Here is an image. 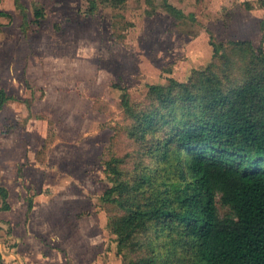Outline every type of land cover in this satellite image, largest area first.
I'll return each instance as SVG.
<instances>
[{"label": "rangeland", "instance_id": "obj_1", "mask_svg": "<svg viewBox=\"0 0 264 264\" xmlns=\"http://www.w3.org/2000/svg\"><path fill=\"white\" fill-rule=\"evenodd\" d=\"M173 1L182 15H172L167 0H85L80 10L93 15L59 20V34L46 24L41 35L43 26L37 32L17 15L0 18V87L12 96L0 108V185L6 176L12 190L27 188L14 200L28 207L49 196L56 209H70L69 221L100 219L106 264H124L110 226L122 211L104 200L117 185L106 162L138 150L125 97L145 104L150 86L189 82L212 63L221 71L227 56L225 76L240 81L248 59L231 43L257 48L264 39V0ZM178 255L187 256L182 248Z\"/></svg>", "mask_w": 264, "mask_h": 264}, {"label": "trees", "instance_id": "obj_2", "mask_svg": "<svg viewBox=\"0 0 264 264\" xmlns=\"http://www.w3.org/2000/svg\"><path fill=\"white\" fill-rule=\"evenodd\" d=\"M231 44L248 59L244 79L225 76L227 56L221 71L150 86L145 104L125 97L138 150L106 162L117 185L104 196L122 211L110 226L124 264H264V39Z\"/></svg>", "mask_w": 264, "mask_h": 264}, {"label": "crops", "instance_id": "obj_3", "mask_svg": "<svg viewBox=\"0 0 264 264\" xmlns=\"http://www.w3.org/2000/svg\"><path fill=\"white\" fill-rule=\"evenodd\" d=\"M84 1L0 0V18L9 20L17 15L18 18L26 19L34 25V30L37 32L47 24L54 28L55 34H59L61 32L59 20H69L73 17L78 20L79 16L84 18L93 15L89 7L86 11L80 10ZM86 1L89 5L94 3V0ZM167 2L181 10L173 0ZM39 11L43 12L42 17L38 16ZM64 12L67 14L65 15ZM44 28L40 32L41 35L46 34L47 28ZM3 74H7L8 77L12 75L11 72L6 73V71ZM0 90L9 96L10 101L12 96L7 89L0 87ZM5 177H3L5 181L0 185V233L4 235L0 240V260L2 258L7 261L15 260L11 261V264H106L105 257L100 255L97 248L99 242L104 240L101 230L104 226L102 227L100 219L84 222L69 221L67 214L70 213L68 212L70 209L68 207L64 210L56 209L53 205L54 200L46 195L37 196L34 204H29L28 207L26 200L22 201L21 198L20 201L14 200L16 195L27 196L28 189L12 190ZM1 190L5 191L1 192ZM4 193L7 194L6 197ZM95 229L97 231L99 229L98 234L93 233ZM10 241L19 245L15 246L13 251L8 245L3 244H9Z\"/></svg>", "mask_w": 264, "mask_h": 264}, {"label": "built area", "instance_id": "obj_4", "mask_svg": "<svg viewBox=\"0 0 264 264\" xmlns=\"http://www.w3.org/2000/svg\"><path fill=\"white\" fill-rule=\"evenodd\" d=\"M2 255H3V251H1ZM0 264H9V262L7 261V259L2 258V260H0Z\"/></svg>", "mask_w": 264, "mask_h": 264}]
</instances>
